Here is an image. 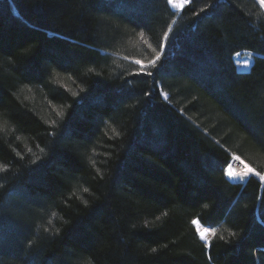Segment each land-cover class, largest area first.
<instances>
[{
	"label": "trees",
	"instance_id": "trees-1",
	"mask_svg": "<svg viewBox=\"0 0 264 264\" xmlns=\"http://www.w3.org/2000/svg\"><path fill=\"white\" fill-rule=\"evenodd\" d=\"M233 154L264 173L259 0H0V264H264Z\"/></svg>",
	"mask_w": 264,
	"mask_h": 264
},
{
	"label": "snow or ice",
	"instance_id": "snow-or-ice-1",
	"mask_svg": "<svg viewBox=\"0 0 264 264\" xmlns=\"http://www.w3.org/2000/svg\"><path fill=\"white\" fill-rule=\"evenodd\" d=\"M168 4L172 5L173 7H177V8H181L183 7L184 4H187L190 2V0H167ZM259 3L261 4V6H264V0H259ZM165 38L168 37V33L166 32L164 34ZM163 47V45H161ZM160 59V54L157 53L156 56L149 61V64L151 65H155L156 62ZM137 63H140L139 61H137ZM233 158L235 160H240V162L243 164V168L239 171L235 170L232 168L231 164H228L227 169L225 171V174L229 177V178H234V177H240V178H244L245 176L249 175V174H254L255 176L259 177L260 181H264V173H260L258 171H256L255 169L251 168L249 165H247L246 163H244L239 156H236L235 154H233ZM44 179V177H37L38 182L42 181ZM194 224L197 223V221H193ZM214 231V230H212ZM207 233L208 230L205 229L204 231H201L199 233L201 239L203 240H207Z\"/></svg>",
	"mask_w": 264,
	"mask_h": 264
},
{
	"label": "rangeland",
	"instance_id": "rangeland-1",
	"mask_svg": "<svg viewBox=\"0 0 264 264\" xmlns=\"http://www.w3.org/2000/svg\"><path fill=\"white\" fill-rule=\"evenodd\" d=\"M171 7H172L174 10H179V9H180V8H177V7H173L172 5H171ZM263 8H264V6H263ZM239 58H242L243 61L245 60V61H247L249 64L252 63V57H251V55H250L249 53H247V52L244 53V54H242V55H240V56H239V55H236V56H235V59H239ZM249 175H254V174H249ZM249 175L245 176L244 178H240V177L229 178L228 176H227V177H228L231 181L244 183L245 180L249 177ZM262 183H264V181H262ZM194 225H195V228H196V232H197L199 238L201 239L199 233H200L201 231H204V230L198 228V227H197V224H194ZM205 229H207V228H205ZM207 230H208V233H207V240L205 241V240L201 239V240H202L203 242H205V243H207V242L210 240V238L213 236V231H212L211 229H207Z\"/></svg>",
	"mask_w": 264,
	"mask_h": 264
},
{
	"label": "built area",
	"instance_id": "built-area-1",
	"mask_svg": "<svg viewBox=\"0 0 264 264\" xmlns=\"http://www.w3.org/2000/svg\"><path fill=\"white\" fill-rule=\"evenodd\" d=\"M235 65H236L237 69H246V68H248L249 63L247 61L237 60L235 62ZM228 164H231L232 168L237 170V171H239L243 168V164L240 162V160H235L233 158V156L230 158ZM228 164H227V166H228ZM227 166H226V169H227Z\"/></svg>",
	"mask_w": 264,
	"mask_h": 264
},
{
	"label": "bare ground",
	"instance_id": "bare-ground-1",
	"mask_svg": "<svg viewBox=\"0 0 264 264\" xmlns=\"http://www.w3.org/2000/svg\"><path fill=\"white\" fill-rule=\"evenodd\" d=\"M197 227L200 228V229H202V230H205V228L202 227V226H200L199 224H197Z\"/></svg>",
	"mask_w": 264,
	"mask_h": 264
}]
</instances>
